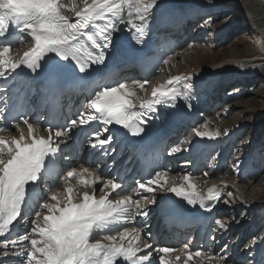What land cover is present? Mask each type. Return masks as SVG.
<instances>
[{
    "label": "snow or ice",
    "instance_id": "obj_1",
    "mask_svg": "<svg viewBox=\"0 0 264 264\" xmlns=\"http://www.w3.org/2000/svg\"><path fill=\"white\" fill-rule=\"evenodd\" d=\"M83 4L78 9L75 3L66 7L62 0H0V79L15 80L13 74L27 68L33 78L42 77L51 85L78 82L89 89L75 116L63 124L45 125L43 134L26 112L6 115L7 104L0 107V238H4L0 239V255L21 258L11 264H151L154 251L163 254L159 264H178L182 257L184 264L196 258H205L207 264H225L226 255L192 250L187 244L179 249L154 247L149 242L151 233H144L142 238L141 229L128 226L135 216H149L147 205L157 204V191L174 194L189 208L211 213L215 203L207 201L220 200L221 189L213 187L202 194L194 183L197 178L191 174L183 176V183L177 185L176 177L169 181L167 170L153 169L148 178L136 180L129 190L117 176L98 175L99 162L95 170L78 160V166L67 163L75 159L65 154L73 149L69 141L75 129L84 132L82 146L107 157L116 153L114 142L118 137L140 138L131 142L133 148L141 144L150 122L160 118V105L170 102L174 107L183 100L185 108L192 109L194 77H186L183 88L176 87L180 77L169 79L166 85L153 88L150 101L138 95V90L146 91L145 84L150 80L101 83L105 77L100 66L107 68L110 53L116 51L115 33L134 31L136 45L143 46L150 29L163 32L175 23L177 12L168 8L167 0H83ZM16 42L27 44L28 50L14 61L11 54ZM98 71L101 75L94 77ZM5 91L0 85V92ZM10 126L19 131L18 137L2 135ZM201 127L205 131H194L198 138L220 135L207 131V124ZM189 144L196 152L199 145L189 137L166 154L188 150L185 146ZM235 167L238 169L239 164ZM41 187L48 192L39 195ZM81 187L90 191L81 193ZM33 199L36 202L30 205ZM161 203L167 201L162 198ZM25 214L34 217L30 229L9 238L14 223ZM214 223L221 230L228 228L223 219ZM112 225L120 226L114 229ZM252 244H256V238ZM173 253L179 254L174 260L168 259ZM251 264H264V257Z\"/></svg>",
    "mask_w": 264,
    "mask_h": 264
},
{
    "label": "bare ground",
    "instance_id": "obj_2",
    "mask_svg": "<svg viewBox=\"0 0 264 264\" xmlns=\"http://www.w3.org/2000/svg\"><path fill=\"white\" fill-rule=\"evenodd\" d=\"M62 3L66 7H71L73 3H75L78 9H82L84 7L83 0H62ZM216 3L221 4L222 6L228 8V10H230L231 6H233L234 4L237 5L238 9L235 10L234 13L237 14V19H238L237 21H238L239 28L234 29L232 32L229 31V33L226 36H228L230 33H233V32L234 34L239 33L243 31L244 28H247L246 29L247 37L249 38L248 46H254L255 52L254 54L250 53L248 57H240L238 56V54L234 52L230 57L224 58L223 60L218 61L216 63H212L209 66H204L203 62L197 63V62L190 61L191 55L193 54L197 55V53L200 52V45L199 43H197V40L199 41L202 39H198L199 36L190 38L189 36L186 35V31H189L191 29H198L197 28L198 26L195 27V25H198V21L201 18H203V16L207 14L208 12L211 13L209 15L211 19L208 18V21L211 20L212 25H213L216 22L217 18H214V14H216V11H214L212 7ZM167 4L170 10L177 12V15H179L180 13V15L177 16L175 23L172 26H170L168 29L164 30L163 32L158 31L156 28L150 29V32L153 36L157 37V39L159 40L162 38L163 41H161L162 44L159 45V47H157L153 51V53L150 54L148 58L149 67L151 69H154V75L152 76L153 79L151 83L145 84L146 91H140L139 95L143 100L145 98L152 99L153 88L159 87L160 85H166V82L173 77L181 78L179 81L176 82L177 88H183L186 77H194V80L192 81V83L194 84L192 94H194V92L199 93L200 90L203 88L204 84L207 82H210L211 80L216 79L219 81L218 86L209 88L208 91L206 92L204 91L202 93L203 95H205L206 93V95L203 97L204 98L203 100L205 101V105L208 107L205 109L204 112H202L203 110L202 106H204V104L202 103L199 106L200 120L195 122V125L193 128V134L190 135V133L188 132L184 136V139L190 137L192 143H197L199 145L197 151L192 152L190 150L191 149L190 147L189 149L187 148L188 150H182L179 153H175L173 155L174 156L173 161L165 165V169L168 170L169 181H171V178L174 176L177 178L176 179L177 185L183 183V179H182L183 176L187 174H191L192 176L197 178L194 181V183L197 184L198 191H200L202 194H207L208 190L213 187L221 189V194H223L224 196L221 199V201L220 200L216 201L215 208L210 214L214 216V221L215 219H223L227 223L228 228L227 230H221L215 225V229H214L213 237L211 241V249H212L213 247H216L219 244L225 241H228L231 235H233L234 232L237 230V228H233V227L235 226L240 227V226H237L238 224L235 223L234 221V215H232L231 217V215L229 214V207L226 206L228 204L230 207H232V205L234 204L231 201H229L226 204L224 203V206L222 205L223 207H220L221 202L223 203L224 198L229 197L233 199L238 204V207L240 208H243V207L251 208L252 207L250 205L251 203H255V204L259 203L258 204L259 208L260 209L262 208L264 212V204H260L264 202V199H263L264 198V184H263L264 178L257 185H255L257 182H255V183H250V184H246L243 186L242 184L237 185L236 181L232 180L231 176H229L230 173L229 175H227L226 173V175H224L225 178L220 177L222 182H219L218 179L215 180L214 178L215 176L218 175L219 169L218 170L217 169L206 170L209 172L207 176H205L204 174L202 175L197 174V172L200 169V166L202 165L201 160L205 159L204 160L205 162L208 155L214 149L220 146H224L225 140L224 138L220 136L214 137L212 139H209L207 137L201 139L194 135V131L197 129V126L202 123L201 119H203L204 124L208 125L207 131H210L212 133L214 132L212 126L215 124V120L217 119L215 118L211 119V118H205V117L207 115L209 116V114L215 109L216 106L214 105V108H213L211 102L216 101V104L219 103L218 95H220L224 89H226L227 87L234 88V85H237L238 83H242V85H244L243 83H246L247 81L249 83L254 82L255 87L256 85H258L260 78H256V79L254 78L255 80L253 79L254 80L253 81L252 76L254 75V73L252 71H254L255 68L261 66L260 65L261 63L264 64V0H167ZM68 15L70 16V18L74 19V15L72 13H68ZM218 15L221 16L223 14H218ZM226 23L227 22L225 20V21H222L220 24H226ZM211 26L206 25L203 29L211 30L213 29L211 28ZM217 27L219 26L216 25L214 27L215 28L214 30H216ZM228 30L226 32H228ZM121 31L123 33L128 32L127 30H121ZM168 35H172V36L169 38ZM214 35L216 34L214 33ZM256 37L259 38L257 42L255 41ZM176 39H179V40H176ZM173 40L174 41L176 40V41L174 42ZM206 41L208 40L206 39ZM221 42H223V39ZM248 42L244 41L242 43L247 44ZM162 47L167 49L168 52L166 53L165 49H163ZM211 49H213V47ZM181 50L182 52L179 53V51ZM176 53L177 54L179 53V54L173 57L172 59H169L168 60L169 63H165L163 66L164 61L168 57ZM21 54L22 52L19 51V52H16L15 55H21ZM207 54H205V57L209 56ZM12 55L13 54H11V56ZM186 70H189L188 74L185 73ZM159 71H160L159 75L161 74V78H158L155 81V78L158 75ZM197 101L200 102L201 99L199 98L197 99ZM166 103L170 104V102H166ZM179 107L183 108L181 103ZM22 127H25V131H26V126L22 125ZM38 127L40 128V131H41L42 127L41 126H38ZM198 128L200 131H205V129L201 126H199ZM12 133H13L12 135L16 137H18L20 134L17 129H14ZM224 135H226V133L223 134V136ZM8 136H11V135H8ZM201 141L203 142L201 143ZM176 158L177 160L187 159V163L180 165V169L178 171L172 172L171 169L176 167V161H177L175 160ZM188 159H191V160H188ZM218 160H220V158ZM190 164H196V169L194 171H192L193 169L191 170L189 168ZM249 177L250 176H247V175H241L238 178L248 179ZM99 187L100 185L97 184L96 188L98 189ZM80 191L82 193L83 191H90V189H85L81 187ZM229 192L232 193L231 196L228 195ZM176 198L178 200H181V198H178V197ZM148 210L150 213V209ZM26 215L23 216L20 222V227H19L20 230L18 229L19 232L16 235H19V236L23 235L26 232L25 230H27L29 228V225H31V222L34 219V217L29 216V215L26 216ZM130 222L133 224L134 227H137V228L143 227V224L141 225L142 227H139L138 217L132 218ZM254 230H256V228ZM16 235H14L13 237L17 238ZM0 239H4V238H0ZM24 243H27V242H24ZM225 248L227 249V247ZM254 253H256L255 254L256 256L254 258L260 257V254H258V251H255ZM156 254L157 253L153 251V255H156ZM19 259L21 258L19 257ZM204 259L205 258H196L193 260V263L191 264H207V262L204 261ZM182 264H184V262Z\"/></svg>",
    "mask_w": 264,
    "mask_h": 264
},
{
    "label": "rangeland",
    "instance_id": "obj_3",
    "mask_svg": "<svg viewBox=\"0 0 264 264\" xmlns=\"http://www.w3.org/2000/svg\"><path fill=\"white\" fill-rule=\"evenodd\" d=\"M212 8L214 11H216L214 18H217L213 25L211 20L208 21V18H210L209 15L211 14L208 12L198 21V25H195V27L198 26V29L186 31V35L190 38L199 36L198 39H202L199 41L197 40V43L200 45V52H198L197 55H191L190 61L197 63L203 62L204 66H209L212 63H216L223 60L224 58L230 57L234 52L240 57H248L250 53L254 54V46H248L249 38L247 37V28H244L245 30L243 29V31L236 33L237 35L233 32L226 36L229 31L232 32L234 29L239 28L237 14L234 13V11L238 9L237 5L234 4L231 6V9L228 10V8L216 3ZM218 14L223 15L220 16ZM225 20L227 22L226 24H220ZM206 25H212L211 28L213 29L204 30L203 28ZM216 25L219 27L214 30ZM227 30L228 32H226ZM214 33L216 35H214ZM206 39L208 41H206ZM222 39L223 42H221ZM258 40L259 38L256 37L255 41L257 42ZM244 41L248 43H242ZM212 47L213 49H211ZM181 52L182 50L179 51V53ZM178 54L176 53L168 57L166 60L168 61ZM205 54L209 56L205 57ZM164 64L165 62L163 63V66ZM260 65L261 66L255 68V70L252 71L254 73L252 80L254 78H260L256 87L254 82L249 83L248 81V83L246 82L247 84L243 83L244 85H242V83H238L237 85H234V88L227 87L221 92L220 95H218L219 103L216 104V101L211 102L213 108L214 105L216 107L209 114V116L207 115L205 117L217 119L215 120V124L212 126L214 130L213 133L219 132V136L224 138L225 144L224 146H220L219 150H216L217 148L214 149L216 151L213 150L214 152L210 154V156L216 155L215 157L218 159L220 158V160L215 159L214 157H212L207 163H205L206 161L204 162L205 159L201 160L202 165L200 168L203 166L202 174L206 172L208 175L209 172L206 170H212V167L209 169V165L213 166L216 162L219 172L214 179H218L219 182H221L220 177L223 178L226 173L227 175L230 173L229 176H231L232 180L236 181L237 185L242 184L243 186L255 182H257L255 184L257 185L264 178V64L261 63ZM188 72L189 70H186L185 73L188 74ZM159 73L160 71L158 72L155 81L158 78H161V74L159 75ZM139 92L140 90L138 91V95ZM203 124L204 121L199 124L197 128ZM189 133L192 135L193 130H191ZM225 133L226 135L223 136ZM202 142L203 141H201V143ZM190 147L191 145H187L185 148L189 149ZM222 147H225L224 150H222ZM217 154H219L218 157ZM181 160L183 159L176 161V167L171 169L172 172L178 171L180 169V165L187 163V161L180 163ZM237 163L239 164L238 169L235 167ZM241 175H247L250 177L248 179L238 178ZM223 196L224 195L221 194V199ZM225 199L228 202L231 201V198L229 197L224 198V200ZM258 204L259 203H251V208L242 209L241 212H235L231 210V213L234 214V221H236V223L239 224L241 228H238L234 232L229 241H234L237 237L238 240L242 241L239 245H237L236 250L233 253V256L235 257H230V254L223 253V245L228 244V242L224 243L218 248L213 249L214 254L226 255L228 257V260L225 262V264H251V261L255 256L253 254L255 251H258L260 257H264V212L262 208H259ZM260 204H264V202ZM222 205L224 206L222 203L220 207H223ZM30 227L31 225H29V228L25 231L27 232ZM255 228L256 230H254ZM246 235L247 237L244 239V236ZM16 236L19 237V235ZM253 238H256V245H258L257 247L260 248L255 249L256 246L252 247V249L254 248L255 250L251 252V255L246 256V254L249 253V250L251 249L250 247ZM245 248L247 249L246 251H244ZM2 251L3 248L0 246V253H2ZM239 253H242V255L240 254L241 256H239ZM13 260H19V257H4L3 255H0V261H5L6 264H11V261ZM191 263H193V261L190 262V264Z\"/></svg>",
    "mask_w": 264,
    "mask_h": 264
}]
</instances>
